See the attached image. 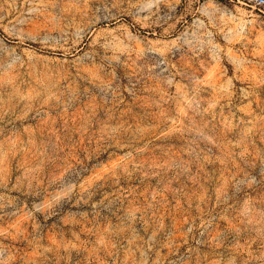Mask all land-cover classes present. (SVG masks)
<instances>
[{
  "label": "rangeland",
  "instance_id": "1",
  "mask_svg": "<svg viewBox=\"0 0 264 264\" xmlns=\"http://www.w3.org/2000/svg\"><path fill=\"white\" fill-rule=\"evenodd\" d=\"M0 264H264V4L0 0Z\"/></svg>",
  "mask_w": 264,
  "mask_h": 264
},
{
  "label": "built area",
  "instance_id": "2",
  "mask_svg": "<svg viewBox=\"0 0 264 264\" xmlns=\"http://www.w3.org/2000/svg\"><path fill=\"white\" fill-rule=\"evenodd\" d=\"M258 4L262 5L264 4V0H257Z\"/></svg>",
  "mask_w": 264,
  "mask_h": 264
}]
</instances>
